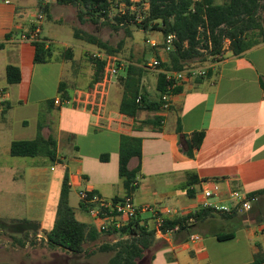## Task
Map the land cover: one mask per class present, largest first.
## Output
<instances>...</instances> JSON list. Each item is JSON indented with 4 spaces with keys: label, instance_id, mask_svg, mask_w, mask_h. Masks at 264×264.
I'll return each mask as SVG.
<instances>
[{
    "label": "crops",
    "instance_id": "crops-1",
    "mask_svg": "<svg viewBox=\"0 0 264 264\" xmlns=\"http://www.w3.org/2000/svg\"><path fill=\"white\" fill-rule=\"evenodd\" d=\"M54 4L50 5L47 20L52 19ZM38 10L37 0H0V221H35L40 225L38 240L44 239L55 224L67 173L70 205L76 218L99 231L82 207L79 194L92 191L106 200L127 196L119 176L120 141L125 133L142 139L141 160L133 158L129 163L130 170L140 166L137 185L129 194L139 207L171 210L170 219H174L208 204L231 205L234 192L256 198L249 211L232 217L216 213L204 222L194 223L190 235L178 231L157 235L155 247L142 264H251L258 259L264 264V43L240 56L227 51L221 61L194 64L192 67L206 75L177 81L171 89L179 87L180 91L164 95L168 105L139 113L138 121H154L139 129V123L119 113L123 97L120 85L116 99L110 95L102 98V114L85 103L75 107L72 101L62 100L60 86L71 71L62 51L55 49L51 61L38 64L34 61L35 46L20 40ZM43 32L42 38L47 39ZM163 44L151 40L152 48L159 53L149 62L168 61ZM132 65L144 69L142 91L152 101L157 100L158 75L165 73L168 77L169 72L160 67L148 69L140 62ZM9 66L20 70L19 83L8 82ZM149 71L155 72L153 81L148 78ZM65 86L73 100L68 88L75 93V87ZM40 126L45 138L57 141L54 166L48 167L44 157L11 154L14 141L35 139ZM199 132L204 133V140L190 158L182 146V135ZM63 149L71 155L69 161L67 155H62ZM105 154L109 155L107 162L101 160ZM22 158H31L27 168L17 167L16 162ZM23 182L29 184L25 209L18 203ZM206 190L213 193V198H206ZM52 197L54 200H50ZM150 215L142 214V218L152 222ZM0 232L6 231L0 228ZM231 233L234 237L230 240L218 237ZM193 235L201 239L191 240ZM104 238L87 242L84 247L95 249ZM24 249L29 250V245Z\"/></svg>",
    "mask_w": 264,
    "mask_h": 264
},
{
    "label": "trees",
    "instance_id": "trees-1",
    "mask_svg": "<svg viewBox=\"0 0 264 264\" xmlns=\"http://www.w3.org/2000/svg\"><path fill=\"white\" fill-rule=\"evenodd\" d=\"M116 1L123 11L114 18H111L113 0H57L56 3L75 7L77 17L82 24L89 21L110 26L117 32L122 27L132 24L145 33H160L164 41L168 36H174L173 48L167 53L168 61L160 65L169 73L181 72L194 64H212L221 61L227 51H231L234 56H240L264 43V0ZM134 6L136 10L131 12ZM45 12L47 17L50 6L45 8ZM74 37L97 46L109 57H117L118 49L122 47V43L117 49L98 37L79 30H75ZM33 45L36 49L35 63H47L53 59L55 49L47 39H42ZM67 54L68 60H72V51H68ZM91 60L95 66V74L89 87L90 90L98 84L110 81L107 66L113 63V59L95 60L91 58ZM143 72V68L130 64L125 68V75L121 77L123 97L119 113L139 123V129L144 125L154 124V121L149 120L138 121L140 112L159 110L165 104L164 95L176 94L180 91L179 87L171 89L173 81L168 80L165 73H161L158 75V97L157 100L152 101L142 91ZM7 79L11 84L19 83L21 81L20 70L9 66ZM65 85L63 83L60 86L62 100L70 101L72 99L66 92ZM73 106L78 107L79 103L74 102ZM178 130L181 132L180 126ZM204 136L203 132L194 133L192 136L182 135L181 143L188 157L194 156V151L200 148ZM11 154L14 157H44L55 163L57 161V141L52 137L45 138L40 126L35 139L14 141L11 145ZM133 158L139 160L142 158V139L123 133L120 141L119 176L123 181L127 196H130L129 194L134 190L136 177L140 172V166L134 170L129 169V163ZM101 160L107 162L109 155H102ZM82 207L88 210L84 201ZM237 212V209H234L231 213H224L211 207H205L196 212L165 220L161 231L167 233L172 230L190 235L194 223L204 222L216 213L223 214L224 217H232ZM152 220L151 222L138 216L120 230L107 233L97 231L93 225L76 218L75 210L70 205L69 175L66 173L58 202L56 221L52 230L46 233L44 241L52 250H61L73 255L84 254L89 257L96 250L114 253L107 264H142L157 242L156 220L154 218ZM0 228L10 234L21 236V238L15 237L14 240L24 245L30 236L37 238L40 225L35 221L23 219L15 223L0 221ZM113 235H119L122 239L115 243H102L97 249L91 251L84 247L87 242L98 241L102 236ZM218 237L220 240H230L234 234ZM251 264H261V260L258 259Z\"/></svg>",
    "mask_w": 264,
    "mask_h": 264
},
{
    "label": "rangeland",
    "instance_id": "rangeland-1",
    "mask_svg": "<svg viewBox=\"0 0 264 264\" xmlns=\"http://www.w3.org/2000/svg\"><path fill=\"white\" fill-rule=\"evenodd\" d=\"M221 1L222 0H219V2ZM54 7L55 10L53 12L52 19H45L46 22L44 21L45 23L43 24V36L47 37L48 42L52 45L54 49L61 50L67 62L70 63L71 71L70 73H68V76L66 75L65 83L67 85L75 87V93H73L72 89L68 88V92L73 98H75V96H80L82 98L86 96L87 98L88 95H91L89 87L90 83L93 81L94 78L95 66L91 60L92 57L90 56L89 51L92 49H98V47L93 44H90L81 39H76L74 37L75 30H79L82 33L94 35L117 49L118 45L122 43V47L118 49L119 52L117 54V57L123 61H126L128 63L127 65L132 64V62H140L144 64V66H146L149 63V60H151L153 56L159 53L158 49L154 51V49L152 48L151 40H155L157 43H164L163 36L158 32L145 33L144 31L140 30L138 27L132 24L122 27V29L118 32L110 26L94 24L89 21L82 24L77 17V9L75 7L62 6L57 4L56 2L54 4ZM135 10L136 6L131 9V12ZM122 11L123 9H121V6L118 4V1L113 0L111 18H114L115 15ZM68 51H72V53L77 52L76 59L73 62L71 60H68L67 58ZM126 67L127 66H125L119 71L118 76L112 78L111 83L107 87L108 91L107 89L105 90L104 98H107V95L108 97L110 95V97L116 99V88L118 87V85L122 87L121 77L125 75ZM148 73H150L148 75L150 81L156 79L153 74L155 73L154 71H149ZM95 91L93 92V94L95 93ZM90 101L98 103L95 99L92 98L90 99ZM114 105H116V102L114 103ZM93 108L97 114L101 113V108H99L98 105L93 104ZM103 108L105 109V107ZM61 152L62 155H67V160L69 161V157L71 155H68L65 149H63ZM30 161L31 158H22L20 162H16L18 165L17 167L27 168L29 166ZM47 166H54V164L48 160ZM60 169V166L57 167L56 172L58 174ZM56 186L58 187L57 184ZM28 187V182L22 183V189L20 192L21 199L18 201V203H20L22 207H24V209L29 201ZM48 188H50V186ZM6 196H9V193ZM50 200H54V197L50 198ZM20 214L22 215L23 212ZM15 237L17 236L10 235V233L7 232H0V263L107 264L114 255V253L100 252L98 250H96L95 253L90 255L89 257L85 256L84 254L65 255L61 250L50 249L45 243L44 239L40 238V240H38V237H32L24 243V245L28 244L30 248L26 251L24 249V245H22L21 242L14 240ZM120 239H122V237L119 235L106 236L101 242L98 243L97 247L100 246L102 243H115ZM89 247V245L85 246V248L89 249L90 251L94 250L92 249L93 246H91L90 248Z\"/></svg>",
    "mask_w": 264,
    "mask_h": 264
},
{
    "label": "built area",
    "instance_id": "built-area-1",
    "mask_svg": "<svg viewBox=\"0 0 264 264\" xmlns=\"http://www.w3.org/2000/svg\"><path fill=\"white\" fill-rule=\"evenodd\" d=\"M39 3V10L36 15L35 20L31 25L25 30L20 40L23 42L35 43L41 41L42 38V30L43 24L46 19L45 8L50 6L52 3H55L57 0H37ZM9 3V0H6ZM173 40L174 36L170 35L165 40V48L163 49L165 53H169L173 48ZM155 46V43H153ZM90 56L95 60H106L113 59V63H110L107 66V72L110 75V81L98 84L95 88L89 90L91 95L86 98V96L73 98L72 101L78 102L79 106L82 104L88 105L93 111V104L98 105L101 108V113L104 110V98L105 90L108 85L111 83L112 78L118 76L119 71L127 66V62L119 59L118 57H109L104 51L99 49H92L89 51ZM161 65V61L159 59H153L151 62L147 64L148 69H157ZM206 72L203 70H199L195 67H189L181 72L177 73H169L167 77L168 80L173 81V86L176 85L177 81H183L190 78H194L197 76H205ZM96 90V91H95ZM95 93L93 94V92ZM1 94V92H0ZM103 96V97H102ZM95 99L98 103L90 101V99ZM105 99V98H104ZM163 101L165 105H168V97L163 96ZM56 104H61L60 101H56ZM100 104V105H99ZM137 185V184H136ZM80 198L87 204L88 213L91 218L97 224V228L99 231L107 233L112 230H120L124 226H126L132 219H135L138 216L142 217V214L150 213L152 218L156 220V229L157 235L164 234L161 231V227L164 224V221L170 219L173 211L168 210L163 212L153 206L147 205L143 207H139L131 196H127L118 200H106L95 195L92 191H81ZM204 195L206 198H213V193L209 190L204 191ZM231 205H215L208 204L206 207H211L219 212L231 213L234 209H237L238 212L249 211L252 208V202L256 200V198L248 199L241 192H234L231 195ZM173 232L168 231L167 233ZM201 237L199 235L191 236V240H200Z\"/></svg>",
    "mask_w": 264,
    "mask_h": 264
}]
</instances>
